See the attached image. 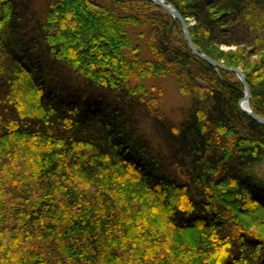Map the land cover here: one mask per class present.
<instances>
[{
	"label": "trees",
	"instance_id": "obj_1",
	"mask_svg": "<svg viewBox=\"0 0 264 264\" xmlns=\"http://www.w3.org/2000/svg\"><path fill=\"white\" fill-rule=\"evenodd\" d=\"M166 1L200 52L243 48L225 64L264 118V0ZM44 6L0 0V264H264V125L235 75L151 2ZM165 69L178 119L139 92Z\"/></svg>",
	"mask_w": 264,
	"mask_h": 264
},
{
	"label": "rangeland",
	"instance_id": "obj_2",
	"mask_svg": "<svg viewBox=\"0 0 264 264\" xmlns=\"http://www.w3.org/2000/svg\"><path fill=\"white\" fill-rule=\"evenodd\" d=\"M44 5H45V0H34V6L39 11H43L45 9ZM184 21H185V23L188 27V31H189V27L193 26V21L190 20L189 18H187V19L185 18ZM149 27H150L149 25L146 26L147 29H149ZM136 31H138V32L145 31V28L142 26H139V28L138 27L136 28ZM189 35H190V32H189ZM190 38H191V35H190ZM183 39H184V37H183ZM191 41H192V39H191ZM192 43H193V41H192ZM242 50H243V48L236 47V46L218 47L216 49V52L220 55L221 59L216 61V62L226 66L227 64H225V62L227 60L231 61L232 58H234L235 60L236 59L239 60V58L241 56H243L242 54H243L244 50L243 51ZM142 52H144V49L142 50ZM201 53H203V52H201ZM203 54H205V53H203ZM197 58H199V57H197ZM199 59H201V58H199ZM256 59L257 58L254 56L253 60H256ZM228 66L233 67V68H238L242 71V69L239 66H236V64H233V66H231V65H228ZM212 67L216 70L217 73H218V70H224V69H220V68H217L214 66H212ZM165 70H167V71H162L161 73H158V75H152V73H149L147 75L145 74L146 76L143 79H141L142 87H141L139 92L141 95L144 96L143 98L148 102V104L153 106L160 113H162L165 116H168L169 118L178 119L179 118V111L182 108H185L188 106V96L184 92L187 89V86L185 85L186 77L181 75V73H179V72L170 71L168 69H165ZM231 73H233V72H231ZM242 73H243V71H242ZM233 74L238 79L237 75L235 73H233ZM240 84H241V82H240ZM242 93L244 94V88L242 90ZM253 170L257 171L258 173H260L261 175L264 176V160L261 161L258 165H256Z\"/></svg>",
	"mask_w": 264,
	"mask_h": 264
},
{
	"label": "water",
	"instance_id": "obj_3",
	"mask_svg": "<svg viewBox=\"0 0 264 264\" xmlns=\"http://www.w3.org/2000/svg\"><path fill=\"white\" fill-rule=\"evenodd\" d=\"M151 2L152 4H154L155 6L163 9L164 11H166L167 13L170 14V16L178 21V23L180 24V28L184 37V40L187 44V47L189 48V50L197 57L201 58L202 60L208 62L210 65L220 68V69H224L226 71H230L233 72L237 75L239 81L241 82L243 88H244V96L243 98L239 101L238 105L240 107V109L245 112L249 117H251L253 120L259 122L260 124L264 125V119L255 115L253 110L251 108H244V103L245 102H249V90L247 87V84L245 82V76L242 73V71L238 68H233V67H226L214 60H212L211 58H209L207 55L199 52L196 47L194 46V44L191 41L190 35H189V31H188V27L183 19V17L181 16V14L177 11V9L170 3H168L166 0H146Z\"/></svg>",
	"mask_w": 264,
	"mask_h": 264
},
{
	"label": "bare ground",
	"instance_id": "obj_4",
	"mask_svg": "<svg viewBox=\"0 0 264 264\" xmlns=\"http://www.w3.org/2000/svg\"><path fill=\"white\" fill-rule=\"evenodd\" d=\"M146 1V0H145ZM149 2V1H148ZM178 11V10H177ZM179 12V11H178ZM169 14V13H168ZM170 15V14H169ZM171 17V16H170ZM172 18V17H171ZM173 19V18H172ZM191 52V51H190ZM192 53V52H191ZM193 54V53H192ZM194 55V54H193ZM209 58H211V57H209ZM212 59V58H211ZM212 60H214V59H212ZM214 61H216V60H214ZM206 62V61H205ZM208 63V62H207ZM209 64V63H208ZM210 65V64H209ZM246 80V79H245ZM246 82V81H245ZM246 84H247V82H246ZM247 87H248V84H247ZM248 90H249V102H245L244 103V108H251L252 110H253V108H252V106L250 105V100H251V95H250V89H249V87H248ZM243 96H244V94H243ZM243 96L241 97V99L243 98ZM240 99V100H241ZM239 100V101H240ZM239 103V102H238ZM239 106V105H238ZM239 109H240V107H239ZM241 110V109H240ZM242 111V110H241ZM243 112V111H242ZM254 112V111H253ZM245 113V112H244ZM246 114V113H245ZM254 114L255 115H257V116H259L258 114H256L255 112H254ZM259 117H261V116H259ZM261 118H263V117H261ZM264 119V118H263Z\"/></svg>",
	"mask_w": 264,
	"mask_h": 264
}]
</instances>
